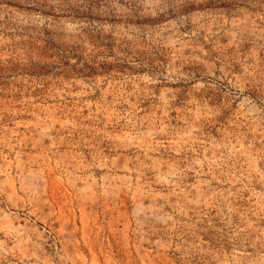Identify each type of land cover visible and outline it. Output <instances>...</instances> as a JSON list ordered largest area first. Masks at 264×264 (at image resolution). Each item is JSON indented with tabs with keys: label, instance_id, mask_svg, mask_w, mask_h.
I'll return each mask as SVG.
<instances>
[{
	"label": "rangeland",
	"instance_id": "rangeland-1",
	"mask_svg": "<svg viewBox=\"0 0 264 264\" xmlns=\"http://www.w3.org/2000/svg\"><path fill=\"white\" fill-rule=\"evenodd\" d=\"M0 264H264V0H0Z\"/></svg>",
	"mask_w": 264,
	"mask_h": 264
}]
</instances>
